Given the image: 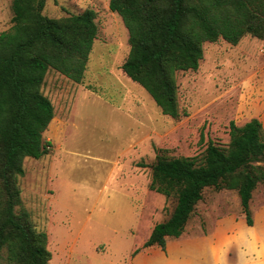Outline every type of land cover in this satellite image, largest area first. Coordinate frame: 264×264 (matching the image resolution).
Segmentation results:
<instances>
[{
    "label": "rangeland",
    "instance_id": "374dc122",
    "mask_svg": "<svg viewBox=\"0 0 264 264\" xmlns=\"http://www.w3.org/2000/svg\"><path fill=\"white\" fill-rule=\"evenodd\" d=\"M11 3L0 0V32L12 25ZM108 5L46 0L43 9L50 18L92 9L98 28L81 83L47 71L41 90L54 108L43 132L49 152L26 157L18 178L34 229L47 234L49 264H263L264 177L252 192V226L236 190L208 187L164 251L142 244L176 203L149 188L157 154L201 160L208 142L228 145L230 121L251 118L260 120L264 139V37L204 42L198 69L176 73L181 114L172 118L123 73L129 34ZM256 164L264 172V162ZM6 255L3 248L0 264H8Z\"/></svg>",
    "mask_w": 264,
    "mask_h": 264
},
{
    "label": "trees",
    "instance_id": "16d2710c",
    "mask_svg": "<svg viewBox=\"0 0 264 264\" xmlns=\"http://www.w3.org/2000/svg\"><path fill=\"white\" fill-rule=\"evenodd\" d=\"M46 0H12V25L0 32V257L8 264H49L47 234L36 231L23 206L18 178L23 160L49 152L43 132L54 117L41 87L51 68L75 83L84 77L97 35L95 11L50 18ZM128 30L130 49L123 73L143 87L162 113L177 118L176 73L197 70L203 43L219 38L237 44L245 35L264 37V0H109ZM262 124L251 118L229 123V142H208L204 157L165 158L151 165L149 188L176 198L170 216L156 223L142 248L166 249L178 238L205 188L236 190L247 226L253 225L252 192L264 177ZM139 251H133L135 255Z\"/></svg>",
    "mask_w": 264,
    "mask_h": 264
},
{
    "label": "crops",
    "instance_id": "0c3cea01",
    "mask_svg": "<svg viewBox=\"0 0 264 264\" xmlns=\"http://www.w3.org/2000/svg\"><path fill=\"white\" fill-rule=\"evenodd\" d=\"M208 238V237H207ZM264 264V263H263Z\"/></svg>",
    "mask_w": 264,
    "mask_h": 264
}]
</instances>
